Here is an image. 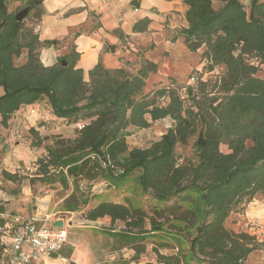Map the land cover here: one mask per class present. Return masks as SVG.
Returning a JSON list of instances; mask_svg holds the SVG:
<instances>
[{
  "label": "trees",
  "instance_id": "obj_1",
  "mask_svg": "<svg viewBox=\"0 0 264 264\" xmlns=\"http://www.w3.org/2000/svg\"><path fill=\"white\" fill-rule=\"evenodd\" d=\"M8 1L0 0L2 122L7 125L22 105L43 97L57 117L83 122L75 137L59 138L54 146H46L49 159L40 163L44 174L37 180L59 177L66 183L72 177L77 185L79 178L102 175L119 184L140 170L143 191L166 203L155 208V216L148 217L140 207L109 200L99 201L85 215L91 221L105 216L112 224L122 221L124 228L110 230L109 235L125 246L157 237L158 245L171 243L178 248L170 255L155 248L156 264H245L252 252L264 246V241L250 233L226 226L231 214L245 210L258 195L264 198V78L257 75L264 63V0H251L249 9L241 0H216L222 4L217 9L215 0H184L188 26L180 32L186 46L194 52L205 47L208 70L225 66V73L213 86L219 94L211 96L213 92H207L203 83L199 93L189 85L193 104L187 108L175 91L168 92L165 105L142 94L148 75L158 71V64L148 59L134 74L124 67L108 69L99 62L89 71V80L77 67L80 53L75 47L54 65H45L41 49L59 42L40 40L25 21L16 20L17 11L9 10ZM42 1L29 0L28 4L33 9ZM143 23L137 22L134 31H142ZM24 50L25 60L18 63ZM165 93V89L154 92L160 97ZM147 114L152 121L169 116L175 124L150 146L130 148L128 127H147ZM195 133L206 139V145L196 141L197 161L178 164L177 145L187 143ZM221 144L229 151H222ZM104 151L122 173L103 168L99 158L93 157H107ZM4 175L11 180L16 177L8 171ZM74 204L77 202L67 205V210H77ZM147 219L150 228L145 226ZM168 220L171 229L166 228ZM5 222L0 216V227Z\"/></svg>",
  "mask_w": 264,
  "mask_h": 264
},
{
  "label": "rangeland",
  "instance_id": "obj_2",
  "mask_svg": "<svg viewBox=\"0 0 264 264\" xmlns=\"http://www.w3.org/2000/svg\"><path fill=\"white\" fill-rule=\"evenodd\" d=\"M28 1L9 0V10L18 12L28 5ZM156 1L160 3L161 0ZM241 1L249 9L251 0ZM213 5L217 9L222 4L215 0ZM31 11L32 8L24 21L28 27L33 28L36 23L31 16ZM153 42L156 43L155 46L154 43L149 42L147 45L141 46L138 51L132 49L127 57L124 56V59H127L122 65L128 73L134 74L147 58L158 64V71L148 75L142 94H149L148 98H155L157 104L165 105L169 102L168 92L175 91L183 99L185 108L193 104V100L188 96L189 85H194V90L199 93L203 83L206 84L207 92H213L210 93L211 96L219 94L218 89H214L213 86L225 73V66H216L213 71L208 70L209 61L203 58L204 46L194 52L186 46L185 42L182 45L176 43L175 39L172 45H167L165 41L155 36ZM69 47L71 50L72 46ZM25 57L26 50H24L23 56L18 59V63H22ZM257 75L264 78V63L261 64ZM193 76L199 77L197 84L192 81ZM161 89L166 90L165 95L160 97L154 94V92ZM43 106L42 116L45 121L40 123V125H45L43 133L41 135L38 133L31 134L33 140H37L35 144L38 145L32 152L31 166L8 165L9 172L16 174L11 183L7 182L8 178L0 169V189L8 191L9 196L13 198L11 202L21 206V210L26 212L19 213L21 215L31 214L35 209L33 206H40L47 208L50 214L61 216L65 220L68 241L59 252V255L64 259L62 262L64 264H71V262L72 264H146L147 262L156 264L155 248L166 255L176 253L178 248H173L171 243L166 246L158 245L156 243L158 242L157 237H149L146 240L125 246L124 242L109 235L110 230L118 231L124 228L122 221H116L112 224L109 219L107 221L104 219L97 220L96 222H89L85 219V214L89 209L95 207L102 200L125 202L131 206L142 208L148 217L155 216V208L164 207L166 203L158 202L152 193L143 191L138 181L140 170H134L119 184H112V181L102 175H98L91 180L79 178L77 185L72 177H69L66 183L58 179L59 177L56 180L50 179L45 182L36 179L44 174V170L40 167V158L44 160L42 163L49 159L46 146H54L59 138L75 137L76 130L83 127V122L70 123L68 119L62 118L63 120L60 121L54 119L48 100L43 102ZM146 118L150 122L147 127H128L126 139L130 148L150 146L153 142L159 140L168 128L175 124V121L169 116L152 121L150 115L147 114ZM200 138L201 136L195 133L187 143L177 145L176 153L181 162L197 161L196 141ZM220 149L224 152L229 151L228 146L225 144H221ZM103 154L109 156L105 151ZM117 167L120 166L117 165ZM50 170V172H53L54 168L51 167ZM118 173L115 172L114 174ZM47 194H52L50 201L49 198L42 201L41 197ZM82 199L87 201L84 203ZM255 199L261 200L264 198L258 195ZM73 202H77V204H74L77 206V210H67L66 206ZM167 213L170 215L169 212ZM14 214L18 215V213H12L5 220L10 221ZM170 222L169 220L166 222L167 229H171ZM145 224L146 228H150L149 219L146 220ZM226 226L236 232L246 231L255 236L258 241L263 242L264 240V217L263 221L249 222L244 217V210H241L231 214L226 221ZM136 251L138 252L136 253ZM69 254L70 256H68ZM39 260L54 261V264H60L59 260L54 257L47 256ZM245 264H264V246L252 252Z\"/></svg>",
  "mask_w": 264,
  "mask_h": 264
},
{
  "label": "crops",
  "instance_id": "obj_3",
  "mask_svg": "<svg viewBox=\"0 0 264 264\" xmlns=\"http://www.w3.org/2000/svg\"><path fill=\"white\" fill-rule=\"evenodd\" d=\"M186 10L184 0H161L160 3L156 0H43L32 9L31 16L35 23L40 24V40L59 42L41 49L42 62L48 66L54 65L62 55L70 52L71 45L80 53L77 67L83 69L84 79L89 80V71L97 63L101 62L108 69L120 68L127 59H124L125 55L127 57L132 49L138 51L141 46L154 43L155 36L167 45H172L174 39L176 43H184L180 31L188 26ZM141 20L145 21L143 30L134 31V25ZM110 45L115 46L114 52ZM47 100L42 98L35 103L22 105L10 116L7 125H4L0 115V169L3 173L9 172L8 165L31 166L32 152L37 148V140H33L31 134L43 133L45 125L40 123L45 121L42 116L43 102ZM52 116L63 120L54 114ZM7 182L13 181L7 179ZM9 195L8 191L0 189V206L4 208L0 216L4 219L12 213L21 215L19 213L24 212L21 206L11 202L13 198ZM47 198L50 201L52 194L44 195L41 200ZM33 208L34 211L26 216L37 214L43 217L50 214L45 207ZM15 215L5 223H13ZM244 217L249 222L263 221L264 199L251 201L244 210ZM103 219L111 221L109 216L97 220ZM48 257H54L64 264L59 253ZM31 264H54V261L36 260Z\"/></svg>",
  "mask_w": 264,
  "mask_h": 264
},
{
  "label": "built area",
  "instance_id": "obj_4",
  "mask_svg": "<svg viewBox=\"0 0 264 264\" xmlns=\"http://www.w3.org/2000/svg\"><path fill=\"white\" fill-rule=\"evenodd\" d=\"M250 5V4H249ZM35 33H39L40 24L33 27ZM194 84H197L199 77H192ZM103 168L114 169V172H122L121 167L103 155L94 154ZM178 164L181 163L179 159ZM63 219L61 216L46 214L43 217L37 214L32 216L15 215L13 223H5L0 227V264H31L32 262L59 253L68 241V232L64 227H56L55 221ZM85 219L88 220L86 215Z\"/></svg>",
  "mask_w": 264,
  "mask_h": 264
},
{
  "label": "water",
  "instance_id": "obj_5",
  "mask_svg": "<svg viewBox=\"0 0 264 264\" xmlns=\"http://www.w3.org/2000/svg\"><path fill=\"white\" fill-rule=\"evenodd\" d=\"M31 8H32V5L28 4L27 6H25L21 10H19L16 13V15H15L16 20L19 21V22L24 21L25 17L28 15V13L31 10ZM110 49H111L112 52H114L116 48H115L114 45H110ZM63 65H67V62L65 60L63 61ZM198 144H199V146H205L206 145V139L204 137H201L198 140ZM39 161L42 163L44 160H42L40 158ZM55 225H56V227L63 228L64 227V220L63 219L56 220L55 221ZM53 255L57 256V253H54Z\"/></svg>",
  "mask_w": 264,
  "mask_h": 264
}]
</instances>
